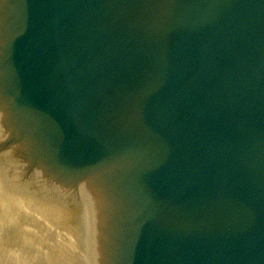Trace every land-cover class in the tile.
I'll return each mask as SVG.
<instances>
[{
  "label": "water",
  "instance_id": "obj_1",
  "mask_svg": "<svg viewBox=\"0 0 264 264\" xmlns=\"http://www.w3.org/2000/svg\"><path fill=\"white\" fill-rule=\"evenodd\" d=\"M0 122L95 264H264V0H0Z\"/></svg>",
  "mask_w": 264,
  "mask_h": 264
},
{
  "label": "bare ground",
  "instance_id": "obj_2",
  "mask_svg": "<svg viewBox=\"0 0 264 264\" xmlns=\"http://www.w3.org/2000/svg\"><path fill=\"white\" fill-rule=\"evenodd\" d=\"M5 136L0 122V140ZM13 151L15 152V149L11 146L3 153V158H0L5 161L3 173L9 177L8 184L17 187L16 192H21L14 193L19 209L25 207L34 214L32 245L37 263L39 264L41 255L44 264H50L52 257L58 255L57 264H95V218L89 199L78 191L51 180L34 168L30 170L31 176L23 185V188H28L32 195L30 194L29 198L25 197L22 185H18L14 179L21 175L28 164L12 155ZM62 193L66 195L65 200L58 199ZM61 204L65 205L62 210L59 208ZM38 222L43 223L50 231V236L44 231L43 241L47 244L44 250ZM58 243L65 249L64 253L61 247L58 248V254L55 253V246H58Z\"/></svg>",
  "mask_w": 264,
  "mask_h": 264
},
{
  "label": "rangeland",
  "instance_id": "obj_3",
  "mask_svg": "<svg viewBox=\"0 0 264 264\" xmlns=\"http://www.w3.org/2000/svg\"><path fill=\"white\" fill-rule=\"evenodd\" d=\"M2 155L3 153L1 151L0 158ZM4 163L5 161L0 159V264H38L32 245L34 214L25 207L19 209L20 206L15 199L14 193L21 192H16L17 189L15 188L17 187H11L8 184L9 177L7 174L3 173V170L5 169ZM24 176L26 177V173H24ZM3 181L5 185H3ZM14 182L18 181L14 179ZM24 184L26 183L22 180L18 185H22V189H24V191L22 190V193L25 194V197L29 198L31 191L27 190L28 188H23ZM31 187L33 188L34 185H31ZM60 198L61 200H65L66 195L62 193L59 195L58 199ZM41 199H44V197H41ZM57 203L59 202L57 201ZM64 206V204H61V207L59 208L62 210V207ZM20 221L22 223H20ZM38 224L41 232L42 249L44 250L45 247H47L46 241H43L44 231H46L49 236L50 231L44 227L43 223L38 222ZM52 234L53 232L51 231V235ZM59 247L61 246L58 243V246H55L56 254H58ZM61 251L62 253L65 252L63 246L61 247ZM57 256L52 257L50 264H57ZM39 264H44L42 255Z\"/></svg>",
  "mask_w": 264,
  "mask_h": 264
}]
</instances>
